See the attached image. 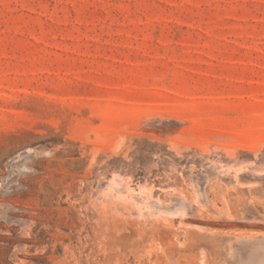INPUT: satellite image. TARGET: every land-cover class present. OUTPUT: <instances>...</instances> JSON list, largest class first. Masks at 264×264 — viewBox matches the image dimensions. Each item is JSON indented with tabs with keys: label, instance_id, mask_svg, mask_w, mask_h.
I'll return each instance as SVG.
<instances>
[{
	"label": "rangeland",
	"instance_id": "1",
	"mask_svg": "<svg viewBox=\"0 0 264 264\" xmlns=\"http://www.w3.org/2000/svg\"><path fill=\"white\" fill-rule=\"evenodd\" d=\"M0 264H264V0H0Z\"/></svg>",
	"mask_w": 264,
	"mask_h": 264
}]
</instances>
